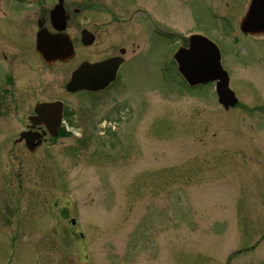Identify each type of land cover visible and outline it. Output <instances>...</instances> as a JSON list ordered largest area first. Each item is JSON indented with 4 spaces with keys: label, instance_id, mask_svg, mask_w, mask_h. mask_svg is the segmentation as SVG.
Wrapping results in <instances>:
<instances>
[{
    "label": "rangeland",
    "instance_id": "obj_1",
    "mask_svg": "<svg viewBox=\"0 0 264 264\" xmlns=\"http://www.w3.org/2000/svg\"><path fill=\"white\" fill-rule=\"evenodd\" d=\"M55 1L0 0V83H16L0 107V264H263L264 38L239 29L247 0H70L75 57L47 65L36 36L43 19L53 30ZM200 29L236 107L171 62ZM108 56L124 58L108 92L65 88L81 61ZM55 99L75 128L29 151L28 116Z\"/></svg>",
    "mask_w": 264,
    "mask_h": 264
},
{
    "label": "water",
    "instance_id": "obj_2",
    "mask_svg": "<svg viewBox=\"0 0 264 264\" xmlns=\"http://www.w3.org/2000/svg\"><path fill=\"white\" fill-rule=\"evenodd\" d=\"M258 0H254L252 3V6L250 7V10L246 17L242 20V27L243 29L251 32H264V18L259 20L258 24H255L252 20L253 15H261L264 16L263 13H258L256 14V3ZM264 5V3H263ZM54 15V14H53ZM52 15V16H53ZM67 17L64 15V17L61 15V25H56L59 30H62L65 28ZM53 21H54V16H53ZM38 51L41 53L42 58L45 60V62L48 65H51L56 58L60 59H66V57L73 56V46L72 41L69 36L65 35H60L59 37L51 35L48 33L46 29L41 30L38 33ZM93 41V40H92ZM91 39L89 40V43L92 42ZM202 42H204L205 46H213V44L209 41L206 40L205 38L193 36L190 39V47L188 49H181L177 52L176 58L180 63L179 69L183 74L186 76V78L189 80L188 82L192 84H196L197 82H202L206 80L213 79L218 80L217 83V90L220 98V102L224 104L226 108H229V106H234L238 100L235 96V93L229 88V78L227 73L222 70L221 64H220V59H219V54L214 56H209V53H205L206 49L202 46ZM207 42V44H206ZM205 49V50H204ZM207 59V60H206ZM111 62V61H110ZM109 62V63H110ZM109 63L108 62H102L93 65L96 72H108L105 76H103L102 81H100L103 87L106 85L110 84L112 80L115 79L116 77V72L113 69L109 68ZM79 74H75L73 76V79L68 86V88L72 90H77L79 88H90L93 89L94 86L91 85H81L79 84L80 79H79ZM99 85V86H100ZM62 103L61 102H56V103H50V104H41L37 107L38 113L46 118L48 121L56 112L60 113L62 112ZM59 110V111H57ZM54 134V133H53ZM34 137L26 136V139L29 145V148L34 150L35 147L39 144L36 143V145H33L34 143L33 140ZM35 144V143H34Z\"/></svg>",
    "mask_w": 264,
    "mask_h": 264
},
{
    "label": "flooded vegetation",
    "instance_id": "obj_3",
    "mask_svg": "<svg viewBox=\"0 0 264 264\" xmlns=\"http://www.w3.org/2000/svg\"><path fill=\"white\" fill-rule=\"evenodd\" d=\"M13 3H28V2H30V0H11ZM57 1L58 0H56L54 3L56 4L57 3ZM68 2H70V0H63V5H64V8H65V11H66V15H68V20H69V18H70V13L67 11V3ZM247 2H248V0H247ZM247 2H246V4H247ZM41 11H43L42 9L40 10V12ZM50 13H51V10H50V12H49V15H50ZM44 19H43V24H44ZM42 22V21H41ZM51 22V21H50ZM39 24H40V22H39ZM86 29V28H85ZM84 29V30H85ZM55 32V31H54ZM90 34H92L90 31H89V34H86L87 35V39H89V37H91V36H93V39H94V37H95V34H92V35H90ZM242 35H246V36H250V37H252V38H258V39H263L264 38V36H253V35H250V34H242ZM95 39H96V37H95ZM86 41L87 40H83V38H82V43L84 42V43H86ZM84 45V44H83ZM2 52H5V51H2ZM5 58H7V55H6V52L5 53H3L2 54ZM112 57H115V56H112ZM107 58H111V57H105V58H101V59H96V60H94V61H89V60H84V61H81L78 65H80V64H82V63H84V62H90V63H92V62H98V61H102V60H105V59H107ZM34 114V113H33ZM30 116L31 115H29L28 116V121H29V118H30ZM65 118V117H64ZM63 118V119H64ZM30 123H29V125H27V129L26 130H24V131H31V132H33V133H47L46 134V136H44V140L45 141H49L50 140V136H49V130H48V128H47V126L44 124V123H42L40 120H36V122H34V123H32L31 121H29ZM63 124L60 126V130H59V133L61 132V129H63ZM21 133H22V131H21ZM20 133V134H21Z\"/></svg>",
    "mask_w": 264,
    "mask_h": 264
}]
</instances>
